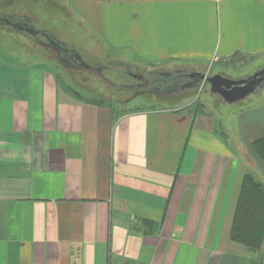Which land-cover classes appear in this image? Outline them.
<instances>
[{"label": "crops", "instance_id": "0c3cea01", "mask_svg": "<svg viewBox=\"0 0 264 264\" xmlns=\"http://www.w3.org/2000/svg\"><path fill=\"white\" fill-rule=\"evenodd\" d=\"M0 11L28 54L0 51V264H264V236L256 251L232 239L249 167L264 176V80L235 102L216 95L254 112L251 136L233 141L204 102L126 108L147 100L86 96L43 59L80 37L94 43L81 61L105 47L183 65L192 95L198 80L231 79L232 62L264 78V0H0ZM52 12L76 27L42 28Z\"/></svg>", "mask_w": 264, "mask_h": 264}, {"label": "rangeland", "instance_id": "374dc122", "mask_svg": "<svg viewBox=\"0 0 264 264\" xmlns=\"http://www.w3.org/2000/svg\"><path fill=\"white\" fill-rule=\"evenodd\" d=\"M51 14L50 18L53 19L49 21V23H45L46 21L44 22L43 18L38 21V24L44 26L42 28H47L48 30L53 29L56 34L59 35L60 33L64 34L63 29L65 27H76L74 21L75 18L78 17L74 13L72 17L68 16L69 19L72 18V22L69 21V24H64L62 19H60L55 13L52 12ZM1 18L4 21L6 20L12 23L17 21L16 18L11 16H1ZM54 18H56V20H54ZM43 36V34L40 35V37ZM21 38V36H16V34L13 36L4 30H1L0 51H3L2 53L18 51L21 58L27 59L28 54L26 55V53L22 51L23 45L21 46L20 43L22 41ZM39 39L41 40V43L44 44V42H42L44 39ZM75 39V43L78 45V49H75L76 51L66 50L65 54L50 52L52 58H48V54L45 50H43V52L41 49L39 50L38 47L40 45L35 44L34 42L31 45V50L39 52L40 57L46 56L47 54V57L43 59H45L44 61L49 65H55L56 62H58L63 66L64 70L68 72L67 77L69 79V85L84 93L86 96L91 95L97 98H110L124 102L125 100H129V98H133L136 94H142L147 100L145 101L146 104H142L143 102L140 103L138 101V97H134L132 102L125 106L126 108H133L134 106L154 108L156 104L160 105L157 107H169L174 106L175 104H185L192 100V107L198 109L201 107L200 104L204 102L205 105H209L213 114L220 112L219 117H221L223 127L224 129H227V132L231 130L230 137H233V141H235L236 137H240V135L245 138L251 136L253 127L250 123L254 116L251 106L245 103L242 106L235 105L233 107H219L220 104L223 103L222 100L216 95L211 96L209 93L210 86L207 81L203 80H198L197 85L195 86V95H192L193 90L191 88V79L188 80L187 77H183L187 71L183 65H176L171 69H166L153 65L141 64L132 60L126 61L121 58V54L114 52L111 53L109 49L100 47L94 50V52L97 53V60L92 61L94 59L87 55H85V57L83 56L82 61H84L87 66L91 67V69H85L82 65L84 63L79 59V53L85 52L91 55L90 52L92 49L86 48V46L91 47L94 43L90 40H83L80 37H75ZM11 43H15L16 48L14 47V49H12ZM29 44L28 41V45ZM95 53H93L94 56L96 55ZM109 53H111V55ZM109 56H112V58ZM245 63L246 64L244 65L243 63L236 65L235 62H232L231 65H226V70L224 69L221 71V74L233 80L252 77L253 72H255L254 65L251 64V62ZM214 71L215 69L213 68L211 73ZM169 92H173L174 94L171 95ZM203 97L205 101H203ZM134 99L136 100L134 101ZM241 118L243 119L241 120ZM237 122H243V125L245 124L247 126L242 129L239 127L240 125L236 124ZM249 173L253 174L252 167H249ZM254 176L258 179L262 175H260V171H257Z\"/></svg>", "mask_w": 264, "mask_h": 264}, {"label": "trees", "instance_id": "16d2710c", "mask_svg": "<svg viewBox=\"0 0 264 264\" xmlns=\"http://www.w3.org/2000/svg\"><path fill=\"white\" fill-rule=\"evenodd\" d=\"M63 51L67 49H61ZM259 151L264 157V138L258 142ZM264 176L256 178L249 174L239 200L232 239L256 251L264 236Z\"/></svg>", "mask_w": 264, "mask_h": 264}, {"label": "water", "instance_id": "95a60500", "mask_svg": "<svg viewBox=\"0 0 264 264\" xmlns=\"http://www.w3.org/2000/svg\"><path fill=\"white\" fill-rule=\"evenodd\" d=\"M262 74L238 81L224 78L221 75L205 79L210 84V91L213 95H219L227 102H235L254 92L255 87L264 80L260 78Z\"/></svg>", "mask_w": 264, "mask_h": 264}]
</instances>
